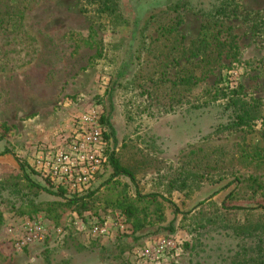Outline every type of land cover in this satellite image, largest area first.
<instances>
[{"label":"rangeland","instance_id":"1","mask_svg":"<svg viewBox=\"0 0 264 264\" xmlns=\"http://www.w3.org/2000/svg\"><path fill=\"white\" fill-rule=\"evenodd\" d=\"M114 1L118 15L100 14L87 0H0V124L8 127H0V152L8 150L0 155V174L17 173L22 162L31 166L43 144L59 143L75 117L93 109L109 122L116 140L112 144L110 138L109 144L135 176L133 183L118 179L129 183L132 195L162 194L180 213L166 202L163 223L143 229L139 240L120 241L119 230L91 236L79 223L115 220L118 211L77 214L65 208L56 224L43 212L28 217L2 207L0 264H132L135 249L158 236L180 245L179 256L167 264H264V230L252 227L264 223V201L227 198L236 182L227 184L236 173L262 171L264 119L248 131L225 132L221 127L229 111L223 99L213 98L216 91L229 94L241 85L247 96L264 102V41L254 42L242 21L227 20L236 36L237 59L223 58L197 84L177 87L184 102L175 104L177 98L165 96L168 82H157L158 72L146 65L156 59L153 54L162 59L167 52L164 43L154 42L157 24L177 4L182 22L177 35L165 36L168 42L181 37L188 45L203 34V20H213L224 0ZM237 1L264 14V0ZM161 14L160 20L154 17ZM140 42L146 49L135 50ZM155 44L159 48L152 50ZM166 70V78L174 80L171 61ZM110 171L107 165L94 187ZM31 177L53 188L37 173ZM55 199L60 197L47 192L37 198ZM234 205L252 208L251 213L223 209ZM34 225L41 228L38 238L26 241Z\"/></svg>","mask_w":264,"mask_h":264},{"label":"trees","instance_id":"2","mask_svg":"<svg viewBox=\"0 0 264 264\" xmlns=\"http://www.w3.org/2000/svg\"><path fill=\"white\" fill-rule=\"evenodd\" d=\"M87 1L100 14L118 15V4L114 0ZM171 9L172 14L164 19L165 22H158L157 29L160 30H158V36L154 39V42L164 43L163 48L167 52L164 53L162 59L165 58L166 61L162 60L161 56L153 54L156 59L153 62L147 61L146 65H151L153 72H158L157 82H160L161 85L168 82V85L164 86L165 96H170L171 99L177 98L175 104L184 102L182 100L183 94L177 87L197 84L201 80V74L211 73L220 65L223 58L237 59L239 48L236 36L232 33V26L227 23V20L237 19L242 21L252 32L254 42L260 44L264 41V14L258 11L245 10L237 0H224L223 4L214 11L213 20L208 18L203 20L201 28L204 31L200 37L191 41L188 45H182L181 37H174L172 41L168 42L165 35H177L176 28L182 22L181 16L177 14V4L173 5ZM162 14L154 17L160 20ZM158 48V45L155 44L151 49ZM143 49H146L143 42H140L135 48V50L140 51ZM179 60H185L186 65L181 67ZM170 61L176 67V78L174 80L166 78V66ZM196 70H199L200 74H196ZM215 93L216 95L213 98L215 100L223 99L225 101L224 106L229 111L228 121L221 127L223 131H248L253 128L257 120L262 119L263 121L264 102L247 96L241 85L236 90H231L229 94H220L218 91ZM163 102L160 105L164 107L167 103ZM170 108H174V104L170 105ZM100 122L102 126L110 127V132L105 133V136L111 138L112 144H115L113 130L107 119L100 116ZM0 127L5 131L8 129L3 123L0 124ZM7 152L8 150L5 149L0 152V155ZM257 155L259 156V154ZM260 164L262 166L260 173L238 172L233 176L232 182L227 184V187L235 182L236 184L227 194V198L238 200L243 199L245 196H260L264 201V163ZM108 167L111 171L99 186L87 190L84 194L74 195L61 188H46L31 177V173L36 174L32 166L25 162L19 163L17 173L5 172L0 174V225L3 222L2 207L8 208L9 211H13L17 215L28 217L43 212L48 219L56 224L65 208L72 207L77 214H83L87 211L96 214L98 208H101L102 210L118 211L121 215L125 229L117 236L120 241L127 236L132 237L133 240H139L142 237L140 232L143 229L165 221L164 209L166 202L172 205L175 214L180 213L178 207L160 193H140L136 191L132 195L129 191V183L119 180L118 177H128L130 182L133 183L135 176L132 170L125 166L115 154L113 146L108 150ZM41 192L56 195L60 197V200L39 201L37 198ZM260 207L264 211V205L260 204ZM223 209L237 214L242 211L250 212L252 208L234 205L223 207ZM247 217L249 216L246 214ZM252 227L264 230V223L253 224Z\"/></svg>","mask_w":264,"mask_h":264},{"label":"built area","instance_id":"3","mask_svg":"<svg viewBox=\"0 0 264 264\" xmlns=\"http://www.w3.org/2000/svg\"><path fill=\"white\" fill-rule=\"evenodd\" d=\"M100 116L93 110H84L75 117L69 132L57 144H43L34 155L32 168L53 188H61L74 195L84 194L94 187L108 165L110 138ZM80 228L91 236H107L112 228L124 231L120 214L115 220L79 221ZM39 226L29 228L26 241L38 238ZM179 243L170 236H158L134 251L132 264H167L180 254Z\"/></svg>","mask_w":264,"mask_h":264}]
</instances>
